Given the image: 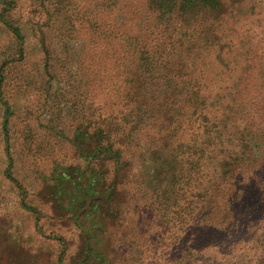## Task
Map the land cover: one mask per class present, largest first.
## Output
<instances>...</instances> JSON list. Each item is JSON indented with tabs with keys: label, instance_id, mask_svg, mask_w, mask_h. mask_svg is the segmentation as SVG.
Listing matches in <instances>:
<instances>
[{
	"label": "trees",
	"instance_id": "16d2710c",
	"mask_svg": "<svg viewBox=\"0 0 264 264\" xmlns=\"http://www.w3.org/2000/svg\"><path fill=\"white\" fill-rule=\"evenodd\" d=\"M23 1L0 0L6 178L18 185L8 154L14 113L3 88L26 59L30 33L40 40L54 25L79 23L97 39L101 83L122 103L101 108L96 121L84 117L70 139L79 164L56 165L48 178L49 198L81 235L72 264H264V100L257 105L242 88L258 82L264 93V25L238 41L221 28L230 10L253 0H145L149 17L136 24L120 0H99L78 15L52 9L67 0H32L49 6L38 35L16 17ZM25 198L22 208L39 217Z\"/></svg>",
	"mask_w": 264,
	"mask_h": 264
},
{
	"label": "rangeland",
	"instance_id": "374dc122",
	"mask_svg": "<svg viewBox=\"0 0 264 264\" xmlns=\"http://www.w3.org/2000/svg\"><path fill=\"white\" fill-rule=\"evenodd\" d=\"M69 1L52 9H65L69 14L70 7H74L78 15L84 7H93L94 10L100 4L99 0H73L71 6ZM144 1L120 0L119 5L127 7L125 11L131 14L128 18L136 24L138 18L148 14L149 5H144ZM47 7V4L41 7L32 0H24L16 17L28 22L38 35L40 25L47 28L46 16L43 18ZM230 11L221 28L226 33L233 30L234 41H238L237 35L246 29H256L258 21L264 25V0L248 1ZM123 25L125 31L130 30ZM44 34L38 40V36L30 33L26 59L16 69H10L8 77L6 74L3 88L14 113L10 118L8 154L14 160L13 175L18 185L5 176L7 149L2 131L5 110L0 105V250L6 243L9 246L4 255L0 253V264L76 262L82 246L81 235L74 225L72 214L59 209L49 198L53 181L48 178L56 165L79 164L70 139L83 119L93 117L96 121L102 112L121 109L119 105H122L119 94L101 83L103 63L93 34L79 28V23L76 28L68 23H62L61 28L54 25ZM86 40L88 47L84 42ZM7 44L8 37L0 26V62ZM88 50L89 60L85 59ZM45 53L53 63L50 65L51 78L46 77L44 72ZM106 76L108 79L105 82L110 86L111 75ZM242 88L245 92L247 89L252 91L249 95L255 96L257 105L261 106L264 100L261 84L256 82L249 86L243 83ZM23 194H26V203L40 212L39 217L22 208ZM143 214L141 207V213L133 211L131 218L140 221Z\"/></svg>",
	"mask_w": 264,
	"mask_h": 264
}]
</instances>
